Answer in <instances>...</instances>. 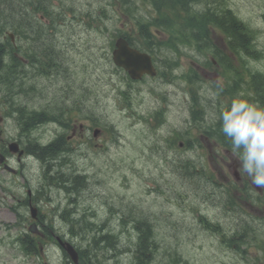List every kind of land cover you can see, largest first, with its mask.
<instances>
[{
  "label": "rangeland",
  "instance_id": "rangeland-1",
  "mask_svg": "<svg viewBox=\"0 0 264 264\" xmlns=\"http://www.w3.org/2000/svg\"><path fill=\"white\" fill-rule=\"evenodd\" d=\"M67 1L74 8L90 11L95 10L101 4L102 7H106L108 15L110 14L111 9H108L107 6L109 5V0ZM223 1L239 18L257 31L255 43L257 48L264 53V0ZM6 4L13 10H16L24 4V1L6 0ZM112 13L118 15L113 10ZM69 25L70 27L65 34H63L62 30L68 26L60 28V32L57 35L76 36V32H83L80 33V37L76 38V40L81 47L85 46L87 48V55L93 65L91 72L86 76V79L84 78L85 81L81 80L83 75L78 73L75 76V82H70L60 76L55 83L62 87L72 85L73 97L76 99V103H71V109L75 113L74 117L78 118V120H83L84 114L87 113L89 116H93L95 121H98V124H111L119 132V139L116 140V144L112 145L109 142L106 151L97 152L93 148L86 152L87 155L93 158L92 168L88 170V167H86L85 169L90 171L92 175V184L88 191V189H85L84 181H78L75 186L77 191H73L82 193L73 195L81 203V212L84 211L85 205H91L92 210L87 213L88 217H92L99 225L106 222L107 225L102 233L108 231L116 232L118 234L119 244L126 245L132 239L134 233H127L120 228L119 224V231L109 229L111 225H115L118 222L116 216L109 217V207H112L119 214L120 212H126L128 214L127 211L133 212V210L137 214L136 211L148 209V212H157L163 218L159 221L160 224L157 226L158 230L154 232V235L160 243L159 251L163 252L166 250L172 253V258H174V254H179L186 258L188 255L186 250H189L188 259L192 264H261L264 249H258L253 244L249 245L256 249L250 247L244 255L239 250L226 246L223 247L226 249L224 250L219 247L208 249L188 244L186 241L188 237L192 238L190 243L195 240L194 238L203 237L208 241H216L217 238L211 237L208 230L201 227L198 221H194L190 215L186 216V212H181V216L179 217L166 216L162 213L166 207L164 203L158 207H155L154 202L151 205L150 196L155 193H150L148 190H153L152 188L159 184L164 188L170 183H174L179 187V185H182L181 181L176 177L173 180L171 176L173 175L172 172L180 178L183 175L180 173V164H184L189 159H194L195 161L200 159L198 150L196 149V151L184 150V146H182V148L169 150L163 141V138L170 136L172 133H168L173 132L174 129L184 131L191 128L187 122L189 116L187 112L189 103L187 101L191 97L188 94L185 83L180 79L167 82L159 78H147L143 83H133L131 85L130 99L133 102V108L136 110V113L145 114L146 117L149 111L152 112L162 107L157 94L165 97V101L167 102V111L165 113L166 121L157 131L149 129L150 126L147 122L133 118L120 109L121 106L118 102L120 95L118 91L126 90L127 85L121 78L122 73H119L118 76L111 74L114 72V67L110 59H108V55H110L108 49L110 37L121 26L124 30L134 33V30L130 29L132 24L128 20H117L115 17L107 21L108 32H101L96 28L87 29L84 23L74 20L70 21ZM162 36L164 37V34ZM173 55L175 54L169 53L167 56L176 58V55ZM191 56L193 60L198 58L196 53H191ZM207 56L210 57L209 51H207ZM178 61L182 65L181 70H186L189 65L186 57H181ZM199 61L203 63L205 56L201 54ZM248 67L264 71V56L258 60L250 59L248 61ZM203 74L206 77L205 80L201 76V82H196L192 89L196 90L199 101L205 104V106H208L209 104L215 103L217 99L216 92L219 91V88H222L225 79L210 66L203 71ZM38 83L40 86H43L47 83V80L41 79ZM17 89L18 86L16 85V92ZM21 90L22 92H20ZM189 91L191 94L190 86ZM0 93L4 99L11 96L13 98L16 95H14V90H11L9 86L0 88ZM17 95L19 96L16 97L15 103L22 108L29 100L26 89L21 87ZM52 99V96L48 92L41 99H35L32 101L33 103L29 102V104L32 103V105L38 108L46 106L52 107L55 105L54 102L51 105H46L51 103ZM6 103L7 101L3 100V104ZM22 115L27 120L29 119L30 112L25 111ZM3 127L2 137L5 139L16 136L19 132L13 117H8ZM191 133L194 134L192 130ZM30 136L33 140L46 142L53 138V132L41 134V132L33 131ZM156 142L161 145L163 150L160 153L152 149V144ZM164 154H168L166 161L163 158ZM177 157H179V160L175 168L172 159ZM216 157L219 164L222 165L216 168L217 171L231 174L232 171L229 169L232 166L219 155H216ZM233 158L231 156L227 160L231 161ZM71 161V164H64L61 162L60 156H58L56 161H52L51 171L46 172L45 177L43 176L44 168L42 164L33 158H28L23 161L25 163L22 168V175L12 176L0 170V181H4L5 187L9 189L6 192L2 188L3 186H0V264H65V257L62 251L51 240L45 244V247L40 250L39 254L34 256L23 253L19 244L14 242L15 236L22 229H28L30 216L28 209H26L25 221H19L18 216L9 207L16 200V197L19 200L25 198L28 188L31 190V194L34 193L35 197L38 196V192L35 193L36 189H43L42 193L45 198L42 200L38 199L37 201H40L41 213L45 214L53 222V227L56 231L55 234L64 235L65 239L73 240L80 244V238L77 241V238L71 235L69 226L59 216V214L66 213V211H62L63 208H71L68 194L62 189L54 188L58 183V177L68 176V178L75 179V170L77 168L81 170L79 167H83L89 160H86L84 156L80 155V152H77L71 158ZM74 164L79 167L76 168ZM25 183L26 185L24 186ZM10 193L14 194L15 197L5 195ZM253 217L264 218V213L259 212L258 214H253ZM230 221L227 218L223 221V224L226 225ZM7 225H10L11 228H6ZM237 245L240 246V250H244V246L247 244ZM96 252L98 258H101V264H126L131 259L130 257H132L129 254L121 253L117 259L111 260L108 259L109 257H103L104 254H111V252H102V250H96ZM166 260H168L166 254L159 255L153 264H162ZM92 264H95V262Z\"/></svg>",
  "mask_w": 264,
  "mask_h": 264
},
{
  "label": "trees",
  "instance_id": "trees-1",
  "mask_svg": "<svg viewBox=\"0 0 264 264\" xmlns=\"http://www.w3.org/2000/svg\"><path fill=\"white\" fill-rule=\"evenodd\" d=\"M202 0H151L152 4L154 7L158 9H162L163 7L171 8L174 10L176 13H181V18H186L188 19L189 22V27H190V32H193V35L195 36V39L197 41H200L202 39H205L208 37V25L210 24L211 26H216L219 29H221L223 32H227L232 40L236 42L237 48H242L246 52H249L252 48V46H249V41H250V34L253 35V31L247 27H245L241 22H239L233 15V13L228 10V9H211L208 8L207 12L202 13L198 11H191L190 8H187L188 3H196ZM2 6H1V11H0V20L1 21H6L7 17H10L12 13L16 10H13L6 4V0H2ZM125 3H127L125 1ZM10 10V12H9ZM127 11L128 15H136L135 11L132 7L127 6ZM7 16V17H6ZM150 23H156L160 24L163 22H160L158 20H151L148 23H145L143 27V30L146 32L147 31V25ZM166 27L174 32V28L171 27V22H168L165 24ZM249 85V88L251 89L253 93V98L249 99V101L256 102L259 104L260 107H264V75L263 74H255L253 77L252 75L250 76V80L247 83ZM230 96H235V91H230L228 92ZM243 98H248L247 95H243ZM226 105V104H225ZM229 105H226L222 110H225ZM221 112V109L218 110L217 113V118L219 116V113ZM217 124V122H216ZM217 130L220 129V126L218 124ZM216 130V133L218 136L221 138L222 145L226 148L231 149L230 142L227 140V138L223 135L222 132H219L221 130ZM220 133V134H219ZM57 146L52 143L50 144L47 148H38L37 152L40 153V156L44 160H55L57 159V151L56 148ZM58 182L60 184L64 185H70L72 184V179L65 177V179L62 177L57 178ZM65 188V187H64ZM67 189V188H66ZM138 222V221H137ZM137 227L141 229L142 237L141 241L138 244V250L137 252L139 253L138 262L136 264H147V262L150 260L148 256L149 252L151 251V246L150 242L148 240V228L141 226V224L137 223ZM18 240L22 245H31L33 242V238L30 237L28 234L21 235L18 237ZM174 264H177V262H174Z\"/></svg>",
  "mask_w": 264,
  "mask_h": 264
},
{
  "label": "clouds",
  "instance_id": "clouds-1",
  "mask_svg": "<svg viewBox=\"0 0 264 264\" xmlns=\"http://www.w3.org/2000/svg\"><path fill=\"white\" fill-rule=\"evenodd\" d=\"M218 121L231 153L236 154L237 167L264 189V107L236 98L219 113Z\"/></svg>",
  "mask_w": 264,
  "mask_h": 264
},
{
  "label": "water",
  "instance_id": "water-1",
  "mask_svg": "<svg viewBox=\"0 0 264 264\" xmlns=\"http://www.w3.org/2000/svg\"><path fill=\"white\" fill-rule=\"evenodd\" d=\"M129 53L133 57L134 61H136L137 58H138V63L139 64H142L144 62H147L148 64H150L149 57L147 55L140 54V53H138L135 50H130Z\"/></svg>",
  "mask_w": 264,
  "mask_h": 264
},
{
  "label": "flooded vegetation",
  "instance_id": "flooded-vegetation-1",
  "mask_svg": "<svg viewBox=\"0 0 264 264\" xmlns=\"http://www.w3.org/2000/svg\"><path fill=\"white\" fill-rule=\"evenodd\" d=\"M41 34H43V33H41ZM44 40V39H43ZM44 42V41H43ZM43 44V43H42ZM43 46H45V44H43ZM42 46V47H43ZM50 49V48H49ZM70 49H73V48H70ZM49 54H50V51H49ZM71 132H72V134L67 138V140H66V142H68V141H71L72 139L70 138L72 135H74V134H76V132L74 131V128H72V130H71ZM80 135H83V134H80ZM93 135V134H92ZM94 141H95V139H94ZM60 142L62 143V141L60 140ZM85 143H87V141H85ZM91 144L93 145V146H95V145H97V142L95 141V143L93 142V138H92V140H91ZM77 148H84L85 147V145H77L76 146Z\"/></svg>",
  "mask_w": 264,
  "mask_h": 264
},
{
  "label": "bare ground",
  "instance_id": "bare-ground-1",
  "mask_svg": "<svg viewBox=\"0 0 264 264\" xmlns=\"http://www.w3.org/2000/svg\"><path fill=\"white\" fill-rule=\"evenodd\" d=\"M20 92H22V90H21ZM221 111H222V109H221ZM217 128H218V127H217ZM218 130H220V129H218ZM218 130H217V131H218ZM219 132H221V131H219ZM219 134H220V133H219ZM143 227H144V226H143Z\"/></svg>",
  "mask_w": 264,
  "mask_h": 264
}]
</instances>
